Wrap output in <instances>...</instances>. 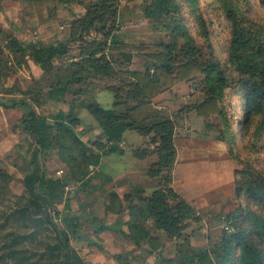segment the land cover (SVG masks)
Returning a JSON list of instances; mask_svg holds the SVG:
<instances>
[{
  "label": "trees",
  "instance_id": "16d2710c",
  "mask_svg": "<svg viewBox=\"0 0 264 264\" xmlns=\"http://www.w3.org/2000/svg\"><path fill=\"white\" fill-rule=\"evenodd\" d=\"M121 1L103 0L94 4L92 9L71 22L65 42L46 45L7 37V45L15 56L29 58L45 74L46 82L45 89L35 87L29 90L31 99L10 102L0 99V106L4 108H23L18 124L34 144L31 169L23 176L27 203L16 212L14 219L23 226L32 227V231L22 235L15 231L6 233L8 239L0 250V264H86L70 244L67 232L59 229L53 221L52 202L62 196L65 181L69 179L77 182L80 188L88 186L93 189L95 185L88 177L89 167L97 165L102 155L122 153L119 142L128 130H137L143 136L151 135L152 151L156 153L157 161L150 165L148 172L150 176L159 177L158 186L149 195L142 196L125 194L120 198L111 191L104 205L105 212L121 213L124 200L130 214L129 233L125 234L119 226L107 225L103 220L95 227V233L114 230L138 249L147 243L148 247L143 249L147 254L161 248L164 235L175 241V255L167 259L175 264H264V172L255 166L264 142V22L254 14L256 4L264 5V0H211L214 10L226 21L225 58L216 56L212 48L206 60L200 59L196 40L187 39L181 33L185 2V5H191L199 34L208 39L212 21L203 16L198 0H142L143 17L154 30H159L165 19L171 18L165 24L171 37L167 43L146 53L144 69L138 70L115 67L116 59L130 63L133 56L132 51H125L123 43L113 35L117 27L115 9ZM176 15L181 20H177ZM91 31L101 33L104 40L88 41L86 37ZM72 41L78 42L74 54L68 47ZM0 55H3L1 49ZM57 60L61 61V66ZM198 72L205 75L203 88L199 90L203 98L189 108L199 117L215 118L207 128L225 142L228 155L243 167L233 172L234 208L225 216L231 222L233 232L221 230L220 238L211 248L202 247L196 251L191 248L184 231L200 217L170 185L176 156L174 121L165 110L157 111L149 105L151 98L177 82L188 81ZM89 78L110 82L108 88L115 98L114 107L104 109L91 94L87 95L90 98L81 95ZM68 94L72 97L67 102ZM41 96L67 102V108L54 112L50 118L36 113L33 103L40 105ZM76 100L82 102L101 128V135L90 142L92 146L81 140L75 131L80 123L75 113ZM141 107L144 111L139 110ZM241 141L245 145L241 146ZM53 147L57 148L68 168L63 177H49L39 163L38 154ZM245 148H248L249 156L242 157ZM134 153L143 157L146 149ZM68 221L73 230L78 227L77 216L69 217ZM96 221L98 219L92 217V222ZM40 232L47 239L41 252L26 254L17 248L23 239ZM128 255L115 253L113 257L120 264H133L134 255Z\"/></svg>",
  "mask_w": 264,
  "mask_h": 264
},
{
  "label": "rangeland",
  "instance_id": "374dc122",
  "mask_svg": "<svg viewBox=\"0 0 264 264\" xmlns=\"http://www.w3.org/2000/svg\"><path fill=\"white\" fill-rule=\"evenodd\" d=\"M30 1L33 6V25L27 26L24 24L26 19V14H24L26 11L25 8H20L16 12L17 17L19 18L18 20L20 23L24 24V30L22 32L27 34L30 40L34 39L35 41L48 45L51 43L65 42L71 28V22L77 19L79 15L85 13L86 10L92 9L94 4H100L103 0H67L68 2H63L61 0ZM180 1L183 2L184 0ZM18 2L26 3L27 0H19ZM198 2V6L203 16L211 19L212 21V25H209L208 28V31H210L208 32V39L199 34L197 24L192 15L191 5L189 3H186L185 5V2H183L182 8L183 22L180 21L183 27V29H181V33L187 36V39L192 37L196 40L195 45L200 49L201 60L209 59L210 50L212 48L214 49V54L216 56L224 59L225 52L223 50V44L225 43L226 38V21L220 16V13L217 10H214L215 5L211 3V0H198ZM143 5L144 2L142 0H137L131 3H126L122 0L120 5L118 4L115 9L117 15L115 24L117 27L116 30H114L113 35L118 37L119 41L123 43V49L125 51L130 53L132 51V69H144L146 63L145 54L150 51H154L157 48V45L167 43L171 37L170 31L165 28V24L171 21V18H166L165 23L160 26L159 30H154L153 27L150 26L149 22L143 17ZM254 14L258 19L264 22V5L259 6V4H256ZM4 15L6 20L9 22V27L6 30H2L0 28V49L3 51V55H0V99L7 102L19 99H31L29 90L35 87L45 89L44 84L46 82V76L39 71L38 67L34 65L29 58H22L17 55L15 56L9 48L7 45V37H14L16 30L12 27L13 24L11 22V18L6 13H4ZM174 17L177 20H181L180 16L179 18L177 15ZM37 34L39 39L35 37ZM29 39H26L23 42L27 43L30 41ZM86 39H88V41L93 39L104 40L101 33L96 31H91ZM77 45V41L69 42V52L72 54L77 53ZM57 61V63H61L60 60ZM121 62H123L121 58L116 59L115 67L117 68L120 67L119 65H124V63ZM57 70L58 69H56L55 72ZM204 77V73H196L188 80V83H186L188 84V87H185L184 89L182 88L180 92L176 93V97L178 99L176 100V103H174V107L177 106V108L174 109L172 114L174 121V137L180 139L177 141L178 145L186 143L192 144L196 147H204V149H210L216 152L227 153L225 142L220 138H217V134L207 128V124L215 122V118L195 117V111L189 108L191 105L199 102L203 98V94L199 90L203 88ZM91 87L93 88V85L90 87L88 85V87H84V89L85 91H91ZM109 93V91H103L100 96L98 98H94V100L99 104L101 103L102 106H109ZM67 97H69V99H66L68 102L72 95L68 94ZM84 97L86 98L88 96L86 95ZM67 102L58 103L41 96V104L35 105L33 103V108L36 113L43 114L50 118L60 106H64L62 104H67ZM65 106L67 107V105ZM17 108H19V111L23 112V108ZM190 111L192 112L191 118L188 115V112ZM2 114H0V250L4 247L6 239H8L6 236L7 232L15 231L19 233L18 235H22L32 231V227L23 226L14 219L17 216L16 212L27 203L23 188V176L31 169L30 160L33 154L34 146L32 139L22 131L21 126L18 124L19 119L17 120L16 114L14 112ZM183 114L185 117L181 116ZM79 116L81 117L83 123L88 125L85 130L88 132L91 131V127L93 126L91 124L92 122L95 123V121L88 113L87 109L82 108ZM90 137L93 139L92 136ZM186 139H189L190 141L185 142ZM247 139L248 138L246 137V141L248 142ZM91 140L85 142L92 146L90 143ZM244 141H241V146L245 145ZM248 143H250V141ZM262 143V150L260 154H258L260 157L255 166L257 169L264 172V142ZM119 146L122 147L121 142H119ZM244 151L245 155L241 152L242 157L249 156L248 148H245ZM119 154L122 153L116 152L109 157L111 161L109 166L113 167L115 170L118 167L122 170L124 164H128V157L125 155L121 157L124 159L123 162L118 161L117 157H119ZM38 160L49 177H63L68 173V168L61 160L56 147H53L43 153H39ZM232 165L233 164L228 163V173L232 172V168L237 167V169H241L243 167L241 164ZM255 166L253 165V167ZM93 169V166L91 168L89 167L88 177L93 176ZM1 171H3L2 174ZM226 177H228V174ZM90 180H92V178H90ZM223 187L221 186L219 188L221 203L230 191L228 187ZM91 189L92 188L88 186L80 188L78 183L74 180H66L62 196L54 199L52 202L53 208L50 210L53 221L59 229L67 232L70 237V244L75 247L78 252H81L83 248L90 247H102L109 253H113L120 249H122L120 251H124L122 247L124 242L121 239L118 241V233L113 234L105 231L102 233L94 232L95 227L99 226L100 220L103 219L102 217H98V221L92 223L93 225H91L89 223V218L91 216L88 218L87 216L89 215H85L89 212L88 209H85L84 211L80 210L86 205V202H81L82 196L80 193L85 192V190L90 192ZM226 204L228 205V203ZM223 211L224 209L222 212ZM71 216H77L79 218V221L77 222L78 227L74 230L68 221ZM226 222L227 220L223 217L219 227L221 230L224 229ZM113 224H116V222L114 221ZM196 225L195 229L201 233L199 229L202 228L203 225ZM204 238L205 237L201 235L200 240L204 242ZM208 241L209 243L207 242V246H212V240ZM46 242L47 239L44 238L42 232H40L35 234L33 237L23 239L22 242L18 243L16 246L18 249H22V252H25L26 254L31 252L39 253L43 250ZM173 252H175V248L173 249L170 245H167L164 249V255L166 257ZM94 259L96 260V258ZM150 262L151 261L148 263ZM94 264H101V262H95Z\"/></svg>",
  "mask_w": 264,
  "mask_h": 264
},
{
  "label": "crops",
  "instance_id": "0c3cea01",
  "mask_svg": "<svg viewBox=\"0 0 264 264\" xmlns=\"http://www.w3.org/2000/svg\"><path fill=\"white\" fill-rule=\"evenodd\" d=\"M18 1L19 0H0V28L2 30H6L9 27V22L4 17V13H6L11 18V22L13 24L12 27H14L16 30L14 37L23 42L26 39H29L28 35L22 32L24 30L23 25L26 24L27 26H30L34 24L32 16L33 6L31 5L30 0H28L26 3H19ZM20 8L26 9L24 13L26 14L24 24L20 23L18 20L19 18L16 15V12ZM33 32L35 33L34 30ZM35 37L39 39L38 34ZM31 41L35 40L31 39L28 42ZM131 62L132 58L130 63L121 62L124 63V65H119L120 67H117V69L138 70L131 68ZM38 69L42 72L39 67ZM186 83H188V81L177 82L169 89L157 94L151 98V103L149 106L153 107L157 111H164L165 109L169 118L173 120L172 114L174 109L177 108V106L174 107V103H176V100L178 99L176 97V93L180 92L182 88L184 89L185 87H188V84ZM88 85L89 87L93 85V88L91 87V91H85L84 89L82 91L83 96L89 95L91 93L93 98H98L103 91H109V106H102L101 103L98 104L104 109H110L114 107L115 98L113 93L108 88L110 86L109 81L100 78H89L87 84H85L84 87H88ZM67 98L69 99V97L66 96V99ZM62 105L64 106H60L58 110H65L67 108L65 106L67 104ZM82 108H84L82 102L80 100H76L75 113L80 123L76 126L75 131L79 134L81 140L89 141L92 139L90 136H92L93 139L91 141H95L101 135V128L94 120L95 123L92 122L91 124L93 125L91 127L92 130L89 132L85 130L88 125L84 124L81 117L79 116ZM139 110L144 111V107H141ZM7 112H14L17 116V120L23 115V112L19 111V108H4L0 106V114H6ZM190 112H188V115L191 118L192 112ZM181 116L185 117L184 114ZM194 116L199 117L196 116V114ZM150 136V134L143 136L137 130H128L124 133V138L121 141L123 152L122 154H119V157H117L118 161L120 162H123L124 159L121 157L124 155L128 157V164H124L122 170H120L121 168L119 167L115 170L113 167L109 166V163L111 162L109 157L114 152L102 155L99 163L93 166V176L90 178H92L91 183H93L95 187L91 189L90 192L85 190V192L80 193L82 196L81 202H86V205L80 210L84 211L85 209H88L89 212H87L85 215H89L87 216L88 218L91 216L89 218V223L91 225H93L92 217H102V220L105 224L112 225L115 221L116 224H113L112 226H119L125 234L129 233L127 222L129 220L130 214L125 201L122 200L123 210L121 213L116 211H108L106 213L104 205L108 201V196L111 191H115L120 198H123L125 194H131L133 196L149 195L154 189L157 188L159 177L150 176L148 172L150 165L157 161V155L152 151L154 146L150 142ZM178 140L180 139L177 137L173 138L176 156L171 172L170 185L183 200L188 202L196 210L197 215L200 217L198 222L192 221L184 231L187 233V238L191 248L193 250L199 251L202 247H212L211 245L207 246L209 243L208 240H212L211 244H214L218 241L221 236V229L219 228L221 219L234 208L233 172L235 169H237V167L232 168L231 173H228L227 170L228 163L233 165L237 163L226 152H216L210 149H204V147H196L192 144L186 143L183 145H178ZM186 141L190 140L186 139L185 142ZM140 149H146V154L143 157H137L134 153ZM227 174L228 177H226ZM221 186L228 187L230 190L229 194L226 195L225 199L222 200V203L221 194L219 191ZM226 203H228V205ZM222 208L224 209L223 212ZM196 224L203 225V227L199 229L201 233L195 229L197 226ZM104 231L117 234V232L114 230ZM104 231H101L100 233ZM160 234L162 235V233ZM201 235L205 237L204 242L200 240ZM117 236L118 241L121 239L124 242L122 245L124 251H120L122 250L120 249L113 253H109L102 247H90L83 248L79 254L86 264H94L95 262L99 261L101 264H120L113 257V254L115 253H129V257L134 255V258L132 259L133 264H175L174 261H167V259H172L174 257L175 252L172 254L170 253L167 255V257L164 255V249L167 247V245H170L173 247V249L175 248V241L168 239L164 235H162L161 238V248L152 254H147L146 251L143 250L144 248L148 247L147 243L142 244V248L138 249L130 240H127L119 233ZM94 258H96L97 261ZM149 261L151 262L148 263Z\"/></svg>",
  "mask_w": 264,
  "mask_h": 264
},
{
  "label": "built area",
  "instance_id": "2783aa9c",
  "mask_svg": "<svg viewBox=\"0 0 264 264\" xmlns=\"http://www.w3.org/2000/svg\"><path fill=\"white\" fill-rule=\"evenodd\" d=\"M224 230L227 233H232L233 232V226L231 225V222L230 221H227L226 222V225L224 226Z\"/></svg>",
  "mask_w": 264,
  "mask_h": 264
}]
</instances>
